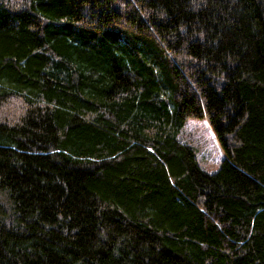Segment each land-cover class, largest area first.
Instances as JSON below:
<instances>
[{
	"label": "trees",
	"instance_id": "16d2710c",
	"mask_svg": "<svg viewBox=\"0 0 264 264\" xmlns=\"http://www.w3.org/2000/svg\"><path fill=\"white\" fill-rule=\"evenodd\" d=\"M0 264H264V0H0Z\"/></svg>",
	"mask_w": 264,
	"mask_h": 264
},
{
	"label": "rangeland",
	"instance_id": "374dc122",
	"mask_svg": "<svg viewBox=\"0 0 264 264\" xmlns=\"http://www.w3.org/2000/svg\"><path fill=\"white\" fill-rule=\"evenodd\" d=\"M179 138L196 148L200 165L207 171H216L225 158L224 150L206 118L189 117L181 128Z\"/></svg>",
	"mask_w": 264,
	"mask_h": 264
}]
</instances>
